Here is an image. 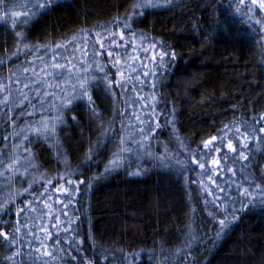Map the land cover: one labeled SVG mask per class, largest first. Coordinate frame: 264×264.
<instances>
[{"label":"trees","instance_id":"1","mask_svg":"<svg viewBox=\"0 0 264 264\" xmlns=\"http://www.w3.org/2000/svg\"><path fill=\"white\" fill-rule=\"evenodd\" d=\"M7 2L18 5L23 0ZM138 2L58 0L27 25L20 23L23 17L15 29L10 19L0 20V81L14 65L29 60L36 48L53 46L77 34L126 28L176 54L174 60L166 57L164 67H157L159 57L152 66L159 70L154 76L157 123L150 131L157 148L170 153L195 152L202 141L219 136L226 125L241 129L244 122L264 126L253 119L264 118V11L249 3L251 13L244 7L237 12V0H174L170 7L133 12ZM17 31L26 39L18 41ZM112 72L108 77L114 82ZM89 92L94 104L77 101L64 109L63 124L57 125L53 139L30 137L31 143L25 145L31 153L30 165L24 163L17 174L0 166V203L8 201L0 211V225H7L3 231L8 233L16 225L14 209L22 208V201L33 196L42 200L45 189L66 183L69 187L68 180L78 185V191L69 187L73 195L71 204L67 201V217L62 205L45 208L44 203H39L44 206L39 218L27 213V223L33 227L37 222L46 223L44 210L55 211L60 224L50 228L51 238L36 236L47 250L58 247L63 252L56 253L55 259L35 253L30 258L25 249L24 259L17 264H264V203L257 193H253L256 199L234 212L236 219H224L227 227L221 230L219 220L223 218L209 206L194 175L182 170V162L191 163L188 158L164 154L161 163L167 166L157 158V164L144 161L148 164L128 167L124 163L105 174L119 146L121 91L119 86L109 92L105 86L95 85ZM9 109L11 112H0V150L6 152L17 144L12 133L36 119L18 118L19 111L27 112V107ZM6 113L19 120L18 127L9 125ZM93 148L95 154L89 159ZM245 155L249 160L234 167L243 166L247 176L264 187V138L252 141ZM235 178L236 184L239 180L250 187L239 172ZM29 184L32 195H17ZM24 215L19 218L21 225ZM25 237L30 239L27 233ZM57 239L58 246L54 244ZM32 247L41 245L33 242ZM9 255L0 244V264Z\"/></svg>","mask_w":264,"mask_h":264},{"label":"snow or ice","instance_id":"2","mask_svg":"<svg viewBox=\"0 0 264 264\" xmlns=\"http://www.w3.org/2000/svg\"><path fill=\"white\" fill-rule=\"evenodd\" d=\"M58 0H23L18 5L10 4L7 0H0V20L10 19L12 28H17L18 24L17 21L19 18L23 17L20 21L23 25H27L30 20L34 17L38 16L42 11L49 9L54 3H57ZM174 3V0H139L137 4L133 6V12H139L143 8H157V7H170ZM251 6H258L261 11H264V0H237L236 3V11L240 12L241 8L244 7L247 9L248 13L252 12ZM10 7H19L22 9H26V11H2L3 9H8ZM127 18V17H126ZM257 23H261V20H257ZM125 27H129L125 25ZM15 36L18 41L26 39L22 35L21 32L17 31ZM121 39H123V32L120 34ZM112 42H115V34L111 37ZM100 44V48H104V44L101 43L99 40L97 41ZM72 43V42H70ZM25 48L28 47L27 44L24 45ZM63 45H56V48L59 50L63 48ZM147 51V50H145ZM87 55V52L84 53ZM96 55H99L97 53ZM107 56L111 58L114 63L112 67H116L117 64L120 63V55L119 52L114 53L112 51L107 52ZM175 52H166L163 48L160 49L159 52V60L160 64L157 67H164L163 61L165 57H169L171 60L175 59ZM262 56H264V47H262ZM64 62H58L57 55L53 54L50 57L51 63L46 64L43 67H40L38 70L33 67L31 70L29 68L23 69L24 80H28L30 82H24V80L20 79L19 77L12 79L9 78L5 83H0V106H3L8 111L9 105H13L18 109H22L23 107H32L34 111L30 112H22V115H27L29 117H34L38 114L41 118L35 120L34 124L26 125L24 128H21L19 132H16L12 139H23L25 144H30L31 140L30 137L35 139H53L55 137V130L58 124H63V120L60 118V114L62 110L68 108L70 105L73 104L74 101H83L86 102L88 105H93L94 101L92 100V96L89 92V89L97 84L103 83L105 88L111 92L114 86L123 87L125 83H127V78L125 77V73L123 71H117L116 76L118 77L114 82L108 78V73L105 71L104 67L96 64L93 68L92 65L87 64L83 60L81 61L80 68L77 69L76 66L69 60L67 57H61ZM133 61L135 62L138 57H133ZM157 59L156 55L153 54L152 60L155 61ZM146 67V65H145ZM137 69L132 68L131 74L135 75ZM99 73L102 75H94L93 73ZM65 73L69 75V77H73L75 82L74 83H65L61 84L60 81L65 79ZM143 76H155L156 72H148L143 71ZM123 78V79H122ZM153 89L155 88V84L152 85ZM70 89V91H68ZM60 94V98L57 102L56 93ZM31 93V95H29ZM35 100L36 104H33L32 101ZM140 99H146V97H140ZM152 100L155 101L156 97H152ZM19 102V103H17ZM36 105H39L38 112L35 111ZM145 107H152V105H145ZM55 111L56 116L52 117L51 115L45 119V113H51ZM90 111L95 113V109L91 108ZM7 114V113H6ZM137 119H139L137 117ZM256 124H264V118L260 120H255ZM8 123L11 127L16 128L18 125L15 121L9 118ZM140 124L143 125L144 121H140ZM244 126L247 129L245 132H241L239 127H229L225 126L224 129L221 130V135L219 136H211L209 139L202 141L201 145H198L203 151L199 153V155L204 158L205 162H201L200 159L196 158L195 153L189 152V158L191 163L196 165L201 171H203L206 167V162L213 167L209 168V171H212L213 168L219 169L220 165L223 161L225 165L230 162V158L228 157V153H232L234 159L235 157H239L240 161H248L249 157L245 155V150L248 148V144L252 143V141H259L260 139L264 138V126L262 127H254L252 123L244 122ZM102 127V126H101ZM249 133L251 134L252 139L249 140L248 136ZM138 136L144 137V139L134 141L138 147V149H144L145 155H150L145 149V145L148 144V139L145 136L144 128L140 127L137 133ZM4 140H9V137H4ZM236 140L237 143L233 141ZM119 143L121 145L124 144V139L121 138ZM129 144L133 143V141L129 140ZM99 144L97 145V147ZM182 146V145H181ZM13 150L10 152H6L0 150V156H3L5 159L0 160V166H4L5 171L12 173V172H19L21 167V160L20 156L22 154H26L30 156V150L28 147H21L19 144L12 145ZM133 151L131 147L128 148H119L117 151L112 153L113 159L109 161V166L105 168V174L114 171L117 167L122 164L121 157L130 154ZM95 154V149H89V159L91 156ZM24 163L31 164V160L25 159ZM180 164V161H177ZM226 172L231 174L232 177H236V173L239 172L240 176L243 177V182L250 185V187H243V184H228L226 188H220L216 185L215 180H212L211 176H209V181L212 185L215 186L216 191L220 194H223L226 189H231L233 187L237 190V195L240 197H246L250 201L256 199L253 197V192L257 193L259 200L264 203V187L259 184H256L253 180L247 179V173L245 172L244 167L235 168V167H227ZM3 173H0L2 175ZM215 174H219L216 172ZM23 175V173H21ZM48 184H51V181H47ZM79 183H83L81 180ZM69 187L75 188L78 191V185L74 184L72 180H68ZM32 185L29 184L28 189H24V192L18 193L17 195L23 196L24 193H29V189H31ZM56 193L63 192L69 198H71L72 193L69 191V188H65L62 185L56 187ZM47 193V189H45V193L41 195L44 196ZM209 195L211 193L209 192ZM216 200H220V196L218 195ZM227 199L231 200V196H228ZM8 201L0 203V211L5 210V204ZM34 202L36 203H44L45 208H47V201L44 200H37L35 196L32 199L27 200L24 203V207L18 208L15 215L17 217L16 225L13 226V231L11 233L3 231V227L7 225H0V244L6 247L10 252L11 255L3 257V261L5 264H17V260L22 261L25 255V249L29 254V257L32 258V253H35L37 256L42 255L43 257H49L55 259V254L58 252H63V249L54 247L53 250H47L44 247L43 242L36 236L35 232L33 231V227H30L27 221L30 217L27 213H35L37 209L33 206ZM223 201H221L222 203ZM63 204V202H59ZM66 209L68 206L63 205ZM228 211H235L234 208L229 206L225 209V213ZM21 214H25L23 219L25 223L21 225L20 216ZM67 217V212L63 213ZM46 216H52L50 211L46 212ZM236 219L235 216L232 217ZM54 219L56 220V225L53 227H57L60 224L59 216H55ZM219 224L221 226V230L227 227L225 220H219ZM24 228L27 236L30 239H24L21 237V228ZM39 228L41 235L51 238V233L47 227L42 225L35 226ZM65 233L69 232V228L64 229ZM33 242L40 244L41 247L33 248ZM65 243H70L69 241H65ZM82 244V241L80 242ZM55 245L60 244V240L57 239L54 241ZM43 249V251H42ZM79 254V253H78ZM83 258V257H81ZM76 258L73 257V260Z\"/></svg>","mask_w":264,"mask_h":264},{"label":"rangeland","instance_id":"3","mask_svg":"<svg viewBox=\"0 0 264 264\" xmlns=\"http://www.w3.org/2000/svg\"><path fill=\"white\" fill-rule=\"evenodd\" d=\"M121 32H123V39H121L120 36ZM113 34H115L114 43L111 40ZM98 40L104 44L103 49L100 48V44L97 42ZM56 45H63L64 47L58 50L56 48ZM85 51L87 52V55L84 54ZM108 51H112L114 55L115 53L119 52L120 63L117 64L116 67H112L114 61L107 56ZM159 52H160V47L155 43H153L151 39L146 38L142 34L131 32L126 28L118 29L114 33L100 32L94 34H88V33L77 34L71 37L70 39L57 43L53 46L44 47L42 49L36 48V50L32 54V57H30L29 60L24 61L18 65H14L5 75V77H3V80L1 79L0 83H5L9 78L15 79L19 77L20 79L24 80V74H23L24 68H29L31 70L33 67H35L38 70L40 67H43L44 65L51 63L50 57L53 54L57 55L58 62L61 63H63L64 61L60 58L67 57L69 60L72 61V63L76 66L77 69L80 68V64L82 60L87 64L92 65L93 68L95 67L96 64H99L104 67L105 71L108 74L110 71H113L112 73H114L116 79L118 78L116 76L117 71H123L125 73V77L127 78V83H125L122 88L119 87L122 98L121 99L122 103L120 105L122 108L121 109L122 124H121V133H120L119 141L121 138H123L124 144L121 145L120 143H118L119 146L117 150L121 147L123 148L131 147L133 151L130 154L121 157L123 161L122 164L126 163L128 167L131 166V164H136V166H138V164L139 166H144L148 163L157 164V161L154 159L158 158L160 160L159 162L161 163V158L165 160L164 154L171 155L173 159H177V157L180 156L182 157V159L188 158V160H190L188 155L189 152L186 151L184 152L175 151L173 153L167 152L162 147L157 148V144H155L154 141H151L152 137L150 138L151 135L150 131H152V129L155 128L157 123L156 107H155L156 102L152 100L153 96L156 97L155 88L153 89L152 87V85L155 84L156 81L153 76H149V77L143 76L142 72L159 71L157 67H152L154 65V62L157 61V59L155 61L152 60L153 54H155L156 57L158 58ZM97 53H99V55H96ZM133 57H138V59H136L134 62L132 59ZM166 61L167 60L165 57L163 64H165ZM132 68L137 69L135 75L131 74ZM93 74L97 76L102 75L96 72H94ZM24 82H30V81L24 80ZM74 82H75L74 78L69 77L67 73H65V79L60 81L62 85L65 83H74ZM97 85L104 86L103 83ZM68 91H70V89ZM29 94L31 95V93ZM56 96L58 102L60 98V94L57 92ZM140 97H146V99H140ZM32 103L36 104L34 99ZM145 105H152V107H145ZM12 106L13 105H9V107ZM3 109L5 111H8L5 108H3V106H0V112H2ZM38 110H39V105H36L35 111L38 112ZM30 111H34V109L32 107H27V112ZM22 112L23 111L21 112L19 111L18 118L20 116L23 117L25 116L21 114ZM62 113L63 110L60 114V118H62L61 117ZM49 115L55 117L56 112L55 111L51 113L46 112L44 118L47 119ZM9 116L10 115L8 113L5 119L9 118ZM137 117L139 119H137ZM35 118H36L35 120H38L41 117L38 114H36ZM14 121L15 123L19 122L18 119ZM140 121H144V124L141 125ZM140 127L144 128L145 136L148 139V144L145 145V149L147 150L148 153H150V155H145L144 149H138L136 143L134 142L136 140L144 139V137L137 135ZM245 131H247L246 128L241 129L242 133ZM14 134L15 132L12 133V136H14ZM248 139L249 140L252 139L250 133ZM129 140L133 141V143L129 144L128 143ZM233 142L237 143L236 140H234ZM17 144H19L21 147H26L25 146L26 144L24 143L23 139H17ZM250 144L251 143H249L248 146H250ZM237 146L239 147L238 143ZM202 151L203 150L200 148L199 151H195L191 153L197 154L196 158L200 159L201 162H205L204 158H202V156L199 155V153H201ZM227 155L230 158V162L227 165H225L222 161L220 168L219 169L213 168L212 171H209V168L213 166H211L207 162H206V167L203 171H201L196 165L192 163L190 164L184 162L181 163V166L183 167L182 170L186 174L194 175V177L200 183L205 200H207L209 206L217 213V216H220L221 218H223V220L233 217L234 212L239 210L242 207V205H244L246 202L249 201V199L246 197L238 196L235 187L231 189H226V191L223 194H220L212 187V184L209 181V176H211L212 180H215L216 184H218L220 188H226V185L228 184H233V183L236 184L237 179L235 177H232L231 174H228L226 172V168L234 167V166L237 167V164L242 165V163H246V161L245 162L240 161L238 156L235 157L234 159H231L233 157L232 153H228ZM28 158L29 157L26 154H22L20 156L21 167L24 164L25 159ZM144 161H147L148 163L146 162V164H144ZM162 165L167 166L165 164ZM138 170H142V169L138 168ZM216 172H219V174H215ZM12 173H16V172L14 171ZM263 175H264V168H263ZM247 179L251 180L253 178L251 175H248ZM66 184L65 185L61 184V185L65 188H69ZM238 184H239V180H238ZM61 185H57L56 187ZM48 186L49 184L46 185V188ZM56 187L47 189V193L46 195L42 196L43 197L42 200L44 199L47 200V205L52 204L55 206V208H57V206L60 205L62 206L67 205V201L69 204H71L70 203L71 199L66 194H64L63 192L61 193L55 192ZM243 187L246 186L243 185ZM69 191L73 195V191L70 188ZM209 192L211 193V195H209ZM43 193H45V191H43ZM218 195L220 196V200L215 199ZM228 196H231V200L227 199ZM60 201L63 202V204H60L59 203ZM221 201L223 202L221 203ZM33 206L37 209V211L35 213H31V215L34 214L37 218H39L40 213L42 212V208H44V206H40L39 203L33 204ZM229 206L234 208L235 211H228L227 213H225V209L228 208ZM17 209L18 208L14 209V213L17 211ZM47 211H50L52 213V216H46ZM66 212L69 214L68 208H66ZM55 216L57 215L55 214V211L52 208H48L44 210V215H42V217L46 223L39 224L37 222L33 226V231L35 232V234L38 235L40 238L43 237V235H41L39 231V228L35 227L37 225H42L44 227H47L49 229V232L51 233L50 228L53 229L54 228L53 225H56V220L54 219ZM25 235L26 233L23 231V229H21V237L26 239ZM45 239L47 238L45 237Z\"/></svg>","mask_w":264,"mask_h":264}]
</instances>
